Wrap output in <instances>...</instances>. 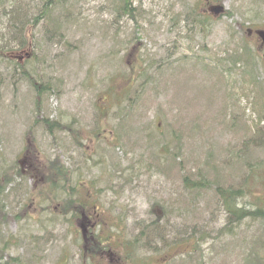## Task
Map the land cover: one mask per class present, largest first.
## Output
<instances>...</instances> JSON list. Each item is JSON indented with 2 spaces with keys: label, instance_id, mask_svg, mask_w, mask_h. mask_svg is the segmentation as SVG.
<instances>
[{
  "label": "rangeland",
  "instance_id": "1",
  "mask_svg": "<svg viewBox=\"0 0 264 264\" xmlns=\"http://www.w3.org/2000/svg\"><path fill=\"white\" fill-rule=\"evenodd\" d=\"M64 3L53 43L41 25L31 47L12 42L17 52L0 65V264H262L264 218L222 235L216 190H247L240 207L264 201V177H248L264 164V138L263 148H243L264 114V4ZM245 48L253 68L233 62ZM72 191L83 208L69 203ZM154 221L160 236L193 242L129 256L126 244ZM97 222L108 247L94 244ZM197 246L202 257L183 259Z\"/></svg>",
  "mask_w": 264,
  "mask_h": 264
},
{
  "label": "trees",
  "instance_id": "2",
  "mask_svg": "<svg viewBox=\"0 0 264 264\" xmlns=\"http://www.w3.org/2000/svg\"><path fill=\"white\" fill-rule=\"evenodd\" d=\"M65 1L66 0H0V37L3 38L5 41H7L4 46H0V65L2 64L8 65L7 62L11 63V61H9L7 58H4L6 57L5 55L10 54V52L12 53L17 52L15 51V49H12L11 47L12 42L15 43V45L19 48V51H21V49L26 50L29 47H31L33 41L35 40L34 38L35 36L33 33L41 25L47 27L46 31L44 32L45 42L47 41L46 43L48 44L49 42L53 43L54 42L53 39L57 36L58 33L54 28L55 21L52 19V15L54 12L64 8V6L66 5V3H64ZM257 1L260 4H264V0H257ZM130 4L131 3H129V1L126 2L125 3L126 7H124V9L127 10ZM202 17L203 16L200 15L202 21L197 22L200 27H203L205 24V21H203ZM50 28L52 30H50ZM2 31H5V35L2 33ZM30 36H31V42H30ZM244 44L246 43L244 42ZM234 52L238 57L237 60H234L233 62L242 61L246 63V65L249 66L250 68H253L254 58L256 59L257 56L250 49L245 48L243 56H240L241 54L240 50H235ZM31 59L38 60V57L37 55H35V53H31L30 60ZM13 69L15 75H17V73H19L18 70L16 68ZM38 85L41 86L40 84ZM36 86L37 85L34 83V87ZM42 87L49 90L48 86H42ZM260 122H261L260 128L258 129L257 132L258 134L251 136L247 140V142L244 143L243 146L244 149H250V148L258 149L260 147L263 148L262 139L264 138L263 137L264 114H263V119L261 118ZM50 126L52 128H58V129L61 128V125L59 123H54L51 124ZM249 169L250 170L248 177L253 178L255 184H260L262 182V178L264 177V164H260L256 162L252 165V167L249 166ZM59 175H63V173H59ZM184 182L187 185L188 189H190V185L192 183L189 184L188 178H186ZM52 183L53 185H55V182ZM246 183H248L247 180ZM56 186L57 185H55V187ZM203 187L204 186L202 185V183L194 182L192 189L195 190ZM221 189L222 188L219 186V188L216 190L218 193L217 198H219L222 201V204L227 214V224H229V227L225 229L226 231H223L222 235L225 234V235L234 236L237 226H240L245 219L260 220L261 218H264L263 200H260V198H256L254 202L249 204L245 203L244 204L245 207H240L239 199L245 200L244 197L245 196L247 197V190L241 188L237 191H233L232 186H230L228 189H224V191H222ZM73 192L74 191H72L69 194V201H70L69 203H71L72 205L78 204L79 207L83 208L84 204L81 203V201H78L77 199L75 200L71 199ZM97 213H99V210L97 208L92 211L93 215L95 214L98 215ZM79 215L83 216V213H79L78 211L77 217H79ZM97 223L100 232L94 233L93 236L94 244L96 248L97 246L100 245L103 247L104 246L108 247L109 241H107V238H103V236L100 235V233L103 232L104 222H97ZM162 232H163V228L160 225V221H154L151 224H149L147 228H142L140 234L137 235V238H135L134 242L126 244L127 248L126 247L125 248L128 250L129 256L130 255L134 256L136 253H139V250L142 251V249H144L146 252H154V253H159L162 250L169 251L171 248H178L184 242L191 243L192 239L195 237V234H193L187 238L179 235L173 236V238H169L168 235L160 236ZM155 238H159V241L161 243L159 244V246L162 247H157V245H155L156 244L155 241L157 240ZM128 247H132V250H129ZM185 254L188 255V258H183V259L191 258L190 256L191 254L193 256L202 257L200 246L193 247L190 251L185 252ZM257 259L262 264H264V256L261 255ZM176 260H178V256L175 257L173 260H171V262L172 261L175 262ZM248 260L246 259V264H248ZM186 261L187 260H185V262ZM251 264H253V262Z\"/></svg>",
  "mask_w": 264,
  "mask_h": 264
},
{
  "label": "water",
  "instance_id": "3",
  "mask_svg": "<svg viewBox=\"0 0 264 264\" xmlns=\"http://www.w3.org/2000/svg\"><path fill=\"white\" fill-rule=\"evenodd\" d=\"M216 15H220L224 12L225 7L223 5H219L213 8ZM257 34L263 39L264 41V31H258Z\"/></svg>",
  "mask_w": 264,
  "mask_h": 264
}]
</instances>
